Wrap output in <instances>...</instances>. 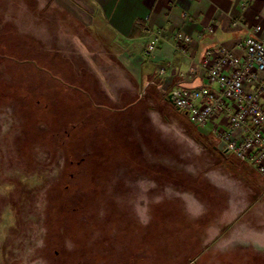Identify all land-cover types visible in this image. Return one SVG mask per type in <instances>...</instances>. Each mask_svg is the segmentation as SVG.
Listing matches in <instances>:
<instances>
[{
	"label": "rangeland",
	"instance_id": "rangeland-1",
	"mask_svg": "<svg viewBox=\"0 0 264 264\" xmlns=\"http://www.w3.org/2000/svg\"><path fill=\"white\" fill-rule=\"evenodd\" d=\"M44 15L0 0V264H264L252 247L264 199L242 233L209 240L223 202L243 192L238 176L223 179L237 185L226 196L198 173L211 159L201 143L219 140L211 127L140 99L125 53L92 26ZM60 181L81 208L61 225L84 237L67 242L78 249L66 261L46 243Z\"/></svg>",
	"mask_w": 264,
	"mask_h": 264
},
{
	"label": "crops",
	"instance_id": "crops-1",
	"mask_svg": "<svg viewBox=\"0 0 264 264\" xmlns=\"http://www.w3.org/2000/svg\"><path fill=\"white\" fill-rule=\"evenodd\" d=\"M14 1L36 2L38 9L45 15L59 18V22L63 18L65 21L70 19L71 25V18L74 17L75 26L79 21L85 23L86 27L92 26L94 32L101 34L103 39L115 44L125 53L120 62L127 68L126 72L135 82L134 90L139 95L149 93L151 96L153 92L156 97L166 96L172 103L170 96L178 88L209 85L203 66L205 58H216L221 48L232 50L238 55L243 54L237 45L247 32L246 26L261 25L259 35L264 39V0ZM236 20L245 27L234 24ZM147 26L161 30L165 36L159 47L150 53L146 50ZM176 33L190 37L186 53L176 48ZM214 124L227 128L228 119L221 115L214 123L209 124L213 134ZM209 143L212 146L201 143L203 150L209 151L208 156L211 159H208L203 173H198L207 183L226 193V196L234 191L236 193L237 185L232 188L223 179L238 176L243 184L240 200L230 201L227 197L222 204L220 219L215 223L217 228L215 227L214 234L209 237V240L219 242L227 233L237 230L235 233L239 235L244 227L248 228L250 211L261 203L260 199H264V180L252 164L221 151L219 140H209ZM254 193L257 195L256 200ZM237 240L239 242L243 239L237 237ZM238 245L237 248L242 246ZM253 246L261 252L264 239H253ZM218 249L221 254L226 253L224 245H218Z\"/></svg>",
	"mask_w": 264,
	"mask_h": 264
},
{
	"label": "built area",
	"instance_id": "built-area-1",
	"mask_svg": "<svg viewBox=\"0 0 264 264\" xmlns=\"http://www.w3.org/2000/svg\"><path fill=\"white\" fill-rule=\"evenodd\" d=\"M234 24L242 23L236 20ZM246 28L237 45L242 55L221 48L216 58L207 57L203 62L209 85L178 88L171 98L200 128L224 115L228 127L214 124L212 128L219 138L220 150L252 164L264 180V39L259 35L261 25ZM145 37L148 53L165 39L161 30L149 26ZM175 38L176 48L186 53L190 37L176 33Z\"/></svg>",
	"mask_w": 264,
	"mask_h": 264
},
{
	"label": "trees",
	"instance_id": "trees-1",
	"mask_svg": "<svg viewBox=\"0 0 264 264\" xmlns=\"http://www.w3.org/2000/svg\"><path fill=\"white\" fill-rule=\"evenodd\" d=\"M147 95H149V93H147ZM141 96V95H140ZM146 97V96H145ZM151 97L155 98V102L160 106V108L162 109H169L172 112L176 113V114H180L182 113L172 102H170L168 100V102L165 103V101H163V99H165L166 97L164 96H159L156 97L154 96L153 92H151ZM140 99H144L143 96L140 97ZM161 102H164L161 103ZM201 131V128H199ZM201 133H203L201 131ZM204 134V133H203ZM206 135V134H204ZM75 191V186L72 187L71 184H67L63 181L58 182L55 187L54 190L52 189L51 193H49V199H48V224L50 227L48 230V234H47V239H46V243L49 247V245H58V252L59 251H65L62 259L63 261H66L68 258L73 260L74 256H72L73 252L76 251V247L73 246H69L67 244L68 241H71L74 244H80L79 242H82L83 238L82 237V230L81 229H76L73 226H69L66 225V228H63L62 225L64 223H62V220L65 217L74 215V214H79L80 211V206H77L75 204H72V202L74 201V199H72V195L74 194ZM71 194L72 197H70L69 195ZM68 198V202H66V205L62 203V199L63 197L65 198L66 196ZM84 207V204H83ZM82 207V208H83ZM53 214H55V216L57 218H59L61 221L59 222V219H55V217H53ZM62 223V225H61ZM147 227V225H145ZM145 230V229H144ZM77 242V243H76ZM56 243V244H55ZM57 247V246H56ZM50 249V248H49ZM60 249V250H59ZM79 249H82V246L79 247ZM145 264H148V262Z\"/></svg>",
	"mask_w": 264,
	"mask_h": 264
},
{
	"label": "water",
	"instance_id": "water-1",
	"mask_svg": "<svg viewBox=\"0 0 264 264\" xmlns=\"http://www.w3.org/2000/svg\"><path fill=\"white\" fill-rule=\"evenodd\" d=\"M170 100L172 101V98H171V96H170Z\"/></svg>",
	"mask_w": 264,
	"mask_h": 264
}]
</instances>
